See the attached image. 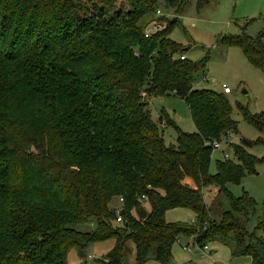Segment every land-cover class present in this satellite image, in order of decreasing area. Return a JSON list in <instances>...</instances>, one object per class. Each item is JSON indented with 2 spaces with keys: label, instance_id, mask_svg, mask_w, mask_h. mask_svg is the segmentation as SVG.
Listing matches in <instances>:
<instances>
[{
  "label": "trees",
  "instance_id": "16d2710c",
  "mask_svg": "<svg viewBox=\"0 0 264 264\" xmlns=\"http://www.w3.org/2000/svg\"><path fill=\"white\" fill-rule=\"evenodd\" d=\"M159 1L0 0V264H68L71 248L107 240L114 246L99 264H123L128 242L136 264L152 245L165 264L181 236L203 249L232 242V258L264 264V241L246 229L254 200L226 189L264 158L237 146L235 160L209 174L213 144L237 124L223 93L194 89L208 57L180 59L184 50L169 38L175 22L158 17L161 30L144 37ZM165 1L176 14L186 2ZM219 39L264 74V34ZM169 95L188 104L195 132L177 129L166 146L147 106ZM239 110L264 136V113ZM208 186L230 201L218 222L204 203ZM120 198L123 222L114 225ZM173 209L191 210L195 222L166 223ZM84 224L95 229H75Z\"/></svg>",
  "mask_w": 264,
  "mask_h": 264
},
{
  "label": "rangeland",
  "instance_id": "374dc122",
  "mask_svg": "<svg viewBox=\"0 0 264 264\" xmlns=\"http://www.w3.org/2000/svg\"><path fill=\"white\" fill-rule=\"evenodd\" d=\"M198 0H186L180 14L167 5L165 0L157 4V11L167 20H175V27L169 38L184 50L185 58L199 63L208 57L204 70L198 71L193 80L197 90H211L222 93V86L230 90L225 95L230 107L231 118L237 124L236 132L228 133L219 141V149H213L209 174H215L216 162L235 160L234 147L241 146L249 155L264 158V136L243 118L239 106L250 115L264 113V74L246 60L237 46L220 43L223 35L245 34L252 38L264 34V0H210L202 8H197ZM147 110L151 120L162 132L166 146L176 144L177 129L183 133L195 132L188 104L174 95L158 96L148 100ZM164 116L172 125L159 122ZM251 142L248 146L244 142ZM227 156V158H226ZM227 191L235 198L246 193L255 202L246 229L249 234L264 241V161L253 164V174H245L239 184H227ZM204 203L209 209L210 219L218 222L222 213L230 210V201L215 186L203 190ZM117 202L111 204V208ZM143 207L148 211V207ZM166 223L193 224L195 214L189 209H173L165 214ZM78 231L90 232L95 224L75 226ZM193 245V246H192ZM114 246L113 240L90 243L83 248H71L67 256L68 264H99ZM207 251L198 247L191 237L181 236L170 249V259L165 264H250L248 257L232 258V242L206 243ZM157 247L149 249L145 264H160L155 261ZM123 264L135 263V247L128 242L122 254Z\"/></svg>",
  "mask_w": 264,
  "mask_h": 264
},
{
  "label": "built area",
  "instance_id": "2783aa9c",
  "mask_svg": "<svg viewBox=\"0 0 264 264\" xmlns=\"http://www.w3.org/2000/svg\"><path fill=\"white\" fill-rule=\"evenodd\" d=\"M161 16L162 15H161L160 11H156L155 16L153 18V22L150 23L149 26L147 28H145V30H144V37L145 38H148L153 33L161 30L162 25L161 24L159 25L158 23H154V19H156L158 17H161ZM180 59L184 60L185 56L184 55L180 56ZM222 93L224 95H228L231 92L226 86L223 85L222 86ZM219 147H220L219 143H214L213 144V148L214 149H219ZM226 158H227V156H226ZM122 210H123V199L120 198V199L117 200V205L112 207V212L115 214V217H116V219L113 222L114 225H120L123 222V220H122ZM203 251H207V247H204Z\"/></svg>",
  "mask_w": 264,
  "mask_h": 264
},
{
  "label": "water",
  "instance_id": "95a60500",
  "mask_svg": "<svg viewBox=\"0 0 264 264\" xmlns=\"http://www.w3.org/2000/svg\"><path fill=\"white\" fill-rule=\"evenodd\" d=\"M174 22H175V20H172L170 23H174ZM244 143H245L246 145H248V146H251V145H252L251 142H247V141H245ZM141 213H142V216H143V217L146 216V212H145L144 210H141Z\"/></svg>",
  "mask_w": 264,
  "mask_h": 264
},
{
  "label": "crops",
  "instance_id": "0c3cea01",
  "mask_svg": "<svg viewBox=\"0 0 264 264\" xmlns=\"http://www.w3.org/2000/svg\"><path fill=\"white\" fill-rule=\"evenodd\" d=\"M229 95V94H228ZM193 246V245H192Z\"/></svg>",
  "mask_w": 264,
  "mask_h": 264
}]
</instances>
